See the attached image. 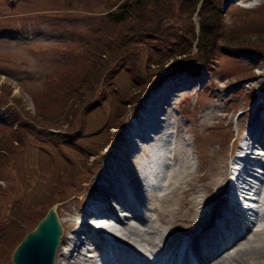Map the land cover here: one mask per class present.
Returning a JSON list of instances; mask_svg holds the SVG:
<instances>
[{
    "label": "rangeland",
    "instance_id": "obj_1",
    "mask_svg": "<svg viewBox=\"0 0 264 264\" xmlns=\"http://www.w3.org/2000/svg\"><path fill=\"white\" fill-rule=\"evenodd\" d=\"M123 1L0 0V145L4 143V131L10 129L13 131L10 148L14 150L12 167L5 158L1 162L0 202L1 187L5 184H10L6 192L16 195L13 200L12 196L8 198L5 213L0 208V264H14L11 259L14 248L52 205H56L63 228L61 243L70 232L65 209L68 205L74 208L87 199L89 192L83 191L87 187L79 186L85 184L86 179L90 181L91 173L99 170L97 164L103 161L100 154L119 138L118 132L138 111L136 106L141 98L158 93L171 77L195 79L187 90L182 85L172 91L170 105L163 116L166 119L168 113H172L190 128L189 140L196 146L195 151L202 153L206 142L214 138L211 148L225 147L229 153L233 141L246 133L238 126V117L240 105L254 101L246 94L259 70L250 64L262 58L256 50L264 47L261 43L264 40V0H221V27L228 38L226 42L217 41L215 34L211 43L213 51L208 52L205 60L208 63L203 67L198 63L188 65L195 62L189 56L181 61L187 55L176 56L179 44L175 27L183 29L190 22L186 14L180 16L175 9L173 15L164 20L167 30L162 34L165 35L144 34L135 38L141 44L139 41L126 44V55L107 60L96 72L88 95L78 97L75 85L81 89L80 73L85 70L77 67L88 61L85 47L90 48L94 37L100 34H113L107 30L116 23L108 14ZM148 4L145 12L148 17L143 18L152 19L156 17V10L150 0L141 2L143 7ZM190 17L195 30H199V16L195 13ZM93 27H96L94 31L98 29V34L92 33ZM243 36L246 41L241 39ZM249 38L253 42H248ZM222 43L230 47L249 45L252 51L242 48L225 54L221 52L225 47ZM195 51L193 48L189 54L201 58ZM64 72L76 82L59 104L52 103L53 115L47 117L38 103L44 99L43 93L46 97L55 91L48 83L54 82L57 76L62 77ZM131 92L136 94L134 100ZM213 105L218 113L227 114L230 124L223 120L211 128L196 127L203 112ZM112 119V124L106 126ZM100 144V154L95 158L84 153ZM73 199L75 201L71 202ZM15 213L20 214L16 219ZM41 213L44 215L35 222ZM27 215H31L30 218ZM14 219L19 229L16 224L8 225L9 220ZM3 228L8 231L5 233ZM14 231L16 236L12 239ZM86 246L91 245L85 243L82 252H87ZM58 249L59 246L56 255Z\"/></svg>",
    "mask_w": 264,
    "mask_h": 264
},
{
    "label": "bare ground",
    "instance_id": "obj_2",
    "mask_svg": "<svg viewBox=\"0 0 264 264\" xmlns=\"http://www.w3.org/2000/svg\"><path fill=\"white\" fill-rule=\"evenodd\" d=\"M234 46L225 45L221 52L226 54L242 48L252 51L249 45ZM256 53L262 58L251 60L250 66H257L259 70L246 94L254 101L240 105L238 126L264 148V47ZM176 78L179 80L171 77L168 85L153 96L141 98L128 132L125 125L118 132V139L112 136L114 140L105 152L100 154L103 143L87 152L94 158L100 154L103 161L97 164L99 170L91 173L90 181L86 179V183L79 186L87 187L83 191L89 192L88 200L65 209L70 232L61 240L54 264H100L97 253H100L101 264H264L261 222L264 212L252 210L254 221L249 218L251 221L246 219L245 223V213L234 199L235 189L247 188L258 195L257 207L264 205L262 186L251 185L248 177L244 178L254 162L261 164L264 175V151H254L256 144L249 146V142L244 143L246 148L239 144L246 136L235 139L229 153L225 147L211 148L214 138L206 142L202 153L195 151L196 146L189 140L190 128L185 123L172 113L165 119L168 122L157 119V114L167 111L172 91L182 85L187 90L195 81L186 76ZM49 115L53 112L49 111ZM200 120L198 128H211L223 120H227V124L231 122L227 114L218 113L214 105L203 112ZM147 129L157 131L156 140L147 137ZM132 133L144 141L143 147L136 151L131 146ZM11 138L9 134L5 136L8 142ZM237 147L245 156L235 177L238 185H235L228 181V173ZM13 153L11 148L5 152L9 167L13 166ZM259 183L263 184L264 178ZM8 189L10 184L1 187L0 208L4 213L8 198L12 196L13 200L16 196L7 193ZM109 199L116 204L119 202L123 208L120 210L128 213L122 212L120 216ZM89 214L99 216L97 220L104 219L98 229L77 219ZM129 215L132 223L127 218ZM87 242L91 246L87 252H82ZM150 255H154V262L149 260Z\"/></svg>",
    "mask_w": 264,
    "mask_h": 264
},
{
    "label": "trees",
    "instance_id": "obj_3",
    "mask_svg": "<svg viewBox=\"0 0 264 264\" xmlns=\"http://www.w3.org/2000/svg\"><path fill=\"white\" fill-rule=\"evenodd\" d=\"M141 2L142 0H124L114 11H110L108 17L116 24H112L113 27L109 28L107 32H112L113 34H100L99 36L94 37L95 41L93 44L91 43L92 45H90V48L85 47L89 53L88 61L85 65L83 64L82 66L77 67L80 68V71L81 69L85 70L84 72L80 73V81L82 86L81 89L78 90V86L75 85V91L78 94V97H85L88 95L87 91L88 89L91 91L94 85L93 80L97 77L96 72H98V70H100L101 67L105 65L104 63L107 60L121 58L126 55L128 47L126 44H134L135 42H138L139 40L135 41V38H139L144 34H155V36H160L162 33H164L167 30L165 29L164 20L166 17L173 15V11L175 9L180 13V16H183L182 14H186L188 21L190 22L187 27L179 29V26H176L175 28L178 30H174L177 34V43L179 44L175 52L176 56L187 55V57L181 61H186L189 56V58L195 60V62H191L188 65L198 63L200 67H203L208 63V61H205L209 56L208 52L213 51L212 49L214 44L211 43L215 37V34H217V41L221 39H223L221 40L222 42L227 41L228 36L223 35V28L221 27V0H150V3L156 10V17L152 19L143 18L148 17L145 12H147L149 4L144 5L143 7ZM173 3H175V5H173ZM195 13L199 16V30H195V25L193 26L190 17ZM95 28L96 27H93L92 33L97 32L96 34H98L99 31L98 29L94 31ZM219 28L222 29L220 30ZM124 32L128 33L126 34ZM96 34H93V36ZM262 38H264V36ZM241 39L244 41L247 40V38L244 36ZM241 39L240 41L243 42ZM89 40L91 39L89 38L88 41ZM248 42H253V40L249 38ZM261 43H264V40ZM139 44H141L140 41ZM221 45L227 44L222 43ZM169 47L170 49L174 48L171 46ZM193 48H196L195 55H201V58H197L196 56L189 54ZM153 65L155 64L153 63ZM84 73H87L88 76H82ZM75 82L76 81H72L70 79L69 74L64 72L62 77L57 76L54 82L52 81L51 83H48L51 86L49 88H52L55 91L53 93L47 94L46 97H44L43 93L42 98L44 99L38 103L41 106L40 109L43 114H45L47 117H50L51 115H49V111H51L50 107L52 103L55 102L59 104L60 100L63 97H66L67 94L72 90V84ZM130 95L131 99L134 100L136 94L131 92ZM121 100L126 102V99L124 98H121ZM113 121L114 119L109 121L106 126L112 124L111 122ZM12 132L13 131L10 129L4 131V143L0 145V167L1 162L4 161L3 159H6L5 152L9 151L10 149L11 139L8 142L6 141L5 136L8 134L11 136ZM15 134L20 136L17 132H15ZM87 152H89V149L88 151L84 150V153ZM31 213L33 212H30V214ZM19 215V213H15V219ZM43 215L44 213L38 214V218L35 220V222H37L38 219ZM30 216L31 215H27V218H30ZM15 219L9 220L8 225L16 224L18 227L19 225H17ZM3 229L5 230V233L8 231L7 228ZM17 229H19V227ZM15 236V231L11 232V238L13 239Z\"/></svg>",
    "mask_w": 264,
    "mask_h": 264
},
{
    "label": "water",
    "instance_id": "obj_4",
    "mask_svg": "<svg viewBox=\"0 0 264 264\" xmlns=\"http://www.w3.org/2000/svg\"><path fill=\"white\" fill-rule=\"evenodd\" d=\"M63 228L56 205H52L36 226L16 245L12 252L14 264H54Z\"/></svg>",
    "mask_w": 264,
    "mask_h": 264
}]
</instances>
